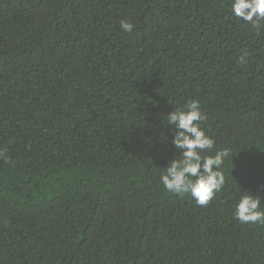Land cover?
Returning <instances> with one entry per match:
<instances>
[{"label":"trees","instance_id":"16d2710c","mask_svg":"<svg viewBox=\"0 0 264 264\" xmlns=\"http://www.w3.org/2000/svg\"><path fill=\"white\" fill-rule=\"evenodd\" d=\"M192 100L231 150L207 206L160 182ZM0 150V264H264L233 216L264 202V26L231 0H0Z\"/></svg>","mask_w":264,"mask_h":264},{"label":"clouds","instance_id":"9594fccd","mask_svg":"<svg viewBox=\"0 0 264 264\" xmlns=\"http://www.w3.org/2000/svg\"><path fill=\"white\" fill-rule=\"evenodd\" d=\"M231 12L256 30L264 26V0H231ZM120 27L123 32L131 33L135 25L122 20ZM247 57L248 53H243L238 63H246ZM167 117L168 125L174 126L171 143L177 151L164 167L160 182L166 191L179 196L189 194L196 205L207 206L225 186L222 167L231 150L216 149L215 140L202 127L207 114L199 101L192 100L183 108H175ZM177 153L179 158H175ZM0 159L14 166L5 150H0ZM240 193L234 219L241 224L264 225V209L261 208L264 202L258 196Z\"/></svg>","mask_w":264,"mask_h":264}]
</instances>
